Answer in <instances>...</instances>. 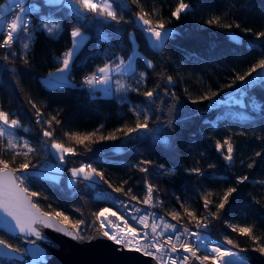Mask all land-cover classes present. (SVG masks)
<instances>
[{
	"label": "trees",
	"instance_id": "16d2710c",
	"mask_svg": "<svg viewBox=\"0 0 264 264\" xmlns=\"http://www.w3.org/2000/svg\"><path fill=\"white\" fill-rule=\"evenodd\" d=\"M30 1L39 6V14L33 16L34 31L29 49L25 53L22 43L17 41L13 46L17 55L8 62L0 58V110L19 115L23 125L30 129L28 132L19 130L17 135L29 140L36 149L29 157L32 164L39 165L45 150L40 143L39 126L35 124V110L28 103L30 99L40 108L45 119L59 113L57 119L62 121V126L53 122L55 137L82 153L67 157L70 163L62 164L65 171L58 182L36 179L29 184L31 191L42 194L33 197L42 210L62 209L70 215L79 216L72 209L80 208L85 218L89 219L91 213L98 210L101 203L93 197V189L85 188L86 182L73 186L66 183L69 177L67 169L78 167L81 162L93 164L114 187H120L127 181V184H123L124 190L132 188L133 194L140 199L146 191L144 179L147 177L155 187L154 196H158L162 202L163 206L159 209L170 218V212H179V220L175 221L187 225H194L195 221L189 223L190 218L181 203L194 211L198 218L206 216L208 213L203 208L202 196L212 194L208 198L212 201L211 210L215 211V203L227 188L236 187L237 193L229 198L231 204L227 215L221 214L219 219L210 221L211 236L239 252L240 248L247 249L241 253L249 259L250 264H264V257L251 251L255 246L251 240L232 233L224 224L227 220L238 225H254V235L262 237L261 243H264V184L259 183L264 181V111H254L247 105L250 102L264 104V89L260 83L249 86L248 82L255 73L244 81L235 80L237 75H244L264 58V38L260 41L255 39L256 32L264 31V0H188L194 6L195 14L184 16L180 21L173 19L168 24L178 35L167 43L163 56L147 49L137 32L140 54L153 61V68H146L141 59L136 61L137 74L146 73L144 90H150L159 83L162 88L175 92L177 97V100L171 96L165 97L161 91L164 103L157 101L152 106L161 108L157 114L162 119L170 118L173 121V128L167 130L172 137L168 146L154 144L149 139L93 142L100 135H108L117 128L134 126L135 117L129 109L145 107V98L136 92L126 93L128 102L122 103L113 96H103L99 92L95 96L89 95L81 85L83 77L91 74L97 66H102L106 57L115 53L125 58L130 55L132 49L127 41V32L133 30L132 25L122 23L119 27L124 31L117 37L107 27L78 21L75 16L68 15L67 8L58 9L44 4L42 0ZM129 3L133 10L139 11L131 0ZM176 3L177 0H140L145 11L159 9L165 19L170 16V10ZM224 13H227V22L236 19L242 28L253 30L252 33L235 28L231 30L241 37L242 44L230 41L224 29L209 27L205 23L211 15L223 16ZM130 17L131 13H125L126 19ZM53 22L60 23L61 28L50 36L41 28V24ZM81 23L84 25L81 30L88 41L78 50L71 65L68 73L71 84L44 87L41 78L61 66L58 58H62L71 47V31ZM101 33H107L109 38L100 39ZM20 35L23 37L24 34ZM253 43L258 46L252 47ZM3 51L0 50V56ZM22 55L26 56L27 64L21 59ZM167 76L173 78L174 86L167 84ZM126 82L129 87L136 86L135 80L126 79ZM239 87L245 91L244 105L240 107L224 102ZM212 93H217L212 100L200 99ZM193 99L199 102L193 104ZM177 102V110L172 111L171 106ZM218 102L223 106L209 109L210 104ZM101 125V132L83 145L76 144L65 135H86L95 132ZM116 135L123 137V133ZM228 137H231L234 149L231 165L216 151V141L222 143ZM87 148L92 151H86ZM257 152L261 156L257 157ZM0 158L8 161L10 167H18L24 162L23 156L13 160L12 153L3 150H0ZM141 160L153 162L151 165H141L149 168L148 173H141L133 167ZM250 163L253 165L251 168L248 167ZM160 165L166 170H174V174L158 176L156 173L160 171ZM209 165L215 167L209 168ZM189 168H200L203 177L188 175L185 170ZM241 176H248L249 179L244 184H237L236 178ZM225 237L232 239L237 247L228 245ZM7 238L21 246L18 239L8 235Z\"/></svg>",
	"mask_w": 264,
	"mask_h": 264
},
{
	"label": "snow or ice",
	"instance_id": "6c2138e0",
	"mask_svg": "<svg viewBox=\"0 0 264 264\" xmlns=\"http://www.w3.org/2000/svg\"><path fill=\"white\" fill-rule=\"evenodd\" d=\"M44 3L58 9L67 8L68 15L75 16L78 21L107 27L117 37H120L124 31L119 27L122 23L133 27L132 31L127 32V41L131 46L132 54L127 58L119 53L106 57V62L102 66H97L95 71L83 77L81 85L88 90L89 95L95 96L99 92L103 96H113L122 103L128 102L126 93L136 92L145 98V107L134 106L129 109L135 117L134 126L125 125L117 128L108 135H100L93 142L116 141L118 139L136 142L149 139L157 145H170L172 137L167 130L173 128V121L170 118L162 119L161 115L157 114L161 112V108L152 106L157 101H160L161 104L164 103L160 95L161 91L163 96H171L173 100H177V97L175 92L166 87L162 88L159 83H156L150 90H144L147 80L146 73L139 72L137 74L136 61L143 60L146 68H153V61L140 54L137 32L147 49L154 54L163 56L167 43L178 35L174 29L168 27V24L173 19L180 21L184 16L194 15V6L188 0H177L174 8L170 10V16L165 19L159 9L153 8L151 11H145L140 0H131V4L136 5L139 11L131 8L129 0H44ZM125 13H131V17L126 19ZM38 14L39 6L36 3H31L30 0H0V50H4L0 58L8 62L11 57H15L17 52L13 50V46L17 41L22 43L24 52H27L34 31L32 28L33 16ZM226 16L227 13H224L223 16L213 14L205 23L209 27L224 29L234 41L242 44L243 41L238 40L231 30L235 28L244 33H252L253 30L242 28L236 19L227 22ZM83 26L82 23L78 24L71 31L72 47L63 54L62 58H58L61 66L55 72L48 73V87L55 88L67 83L66 74L70 72L78 50L88 41V37L81 30ZM41 28L51 36L59 32L61 24L58 22L42 23ZM20 33L24 34L23 37ZM99 38L106 40L109 37L107 33H101ZM262 38H264V31L255 33L257 41ZM251 46L257 47L258 45L253 43ZM21 59L25 64L28 63L26 56L22 55ZM253 73L257 75L248 82L249 86L260 83L264 89V58L258 60L244 75H237L235 80L244 81L246 77H252ZM113 77H116L115 81ZM122 78L135 80L136 86L125 85L121 82ZM166 81L168 85L174 86L171 76H167ZM113 82L117 85L114 91L111 88ZM216 95L217 93H212L211 96L205 95L200 99L212 100ZM198 102L196 99L191 101L193 104ZM28 103L35 110V124L39 126L42 137L40 143L47 156L58 160L60 164H68L70 161L67 157L82 155L55 137L53 122L62 126V121L57 119L59 113L45 119L36 103L31 99ZM171 107L172 111H176L178 102ZM208 107L212 109L215 104H210ZM253 110L264 111V104H254ZM102 128L103 125L95 132L86 135L78 133H65V135L76 144L83 145L85 141L92 140V137L101 132ZM19 130L28 132L30 129L23 125L19 115L0 110V150L11 152L13 160L16 157H24V162L20 163L18 167H10L8 161L0 158V229H3V233H0V264H9V262L14 264L15 261H24V264H46V253L36 246V240L47 239L41 229H51L55 233L82 244L107 241L115 246L117 251L138 253L155 261L156 264H196V262L208 264L209 261L211 264H250L249 259L240 256L238 252L214 243L207 231L211 220L219 219L221 214L227 215L228 207L231 204L229 198L237 193L236 187L227 188L219 201L215 203V211L211 210L212 201L208 198L212 194L207 193L202 196L203 208L208 213L207 216L198 218L194 211L189 210L181 203V207L190 218L189 223L195 221L193 226L195 230H192L183 225L178 227L165 220L163 216L151 211V209L163 205L160 198L154 196L155 187L147 177L144 179L146 191L143 198L140 199L133 194L132 188L124 190L123 184H127V181H124L120 187H114L105 178L104 173L93 164L81 162L78 167L67 169L71 176L69 184L87 182L84 186L95 190V199L110 202V206L92 212L90 219L85 218L80 208L72 209L73 212L79 213V216L70 215L62 209L42 210L41 206L33 199V197H39L42 194L31 191L29 184L36 179L58 182L59 177L55 175L42 176L39 172L30 171L37 167L29 159L36 149L29 140L22 136L18 137ZM116 133H123V137H118ZM86 151L91 152L92 149L87 148ZM216 151L221 154L227 164L231 165L234 152L231 137L225 138L222 143L219 140L216 141ZM255 155L259 157L261 153L257 152ZM152 163V161L141 160L138 165L133 167L138 168L141 173H148L149 168L141 165H151ZM214 167L215 165H209V168ZM248 167L251 168L253 165L250 163ZM159 168L160 171L156 173L158 176L174 174V170H166L163 165H160ZM51 171L59 173L65 169L56 167ZM185 171L190 176L203 177L204 175L200 168H189ZM248 179V176L237 177L236 183L244 184ZM100 182L106 184L112 193H123L129 197L130 201H135L137 205H143V208L132 205L129 200L114 198L111 193L99 187ZM259 183L264 184V181ZM177 199L179 200V198ZM145 209L148 210L145 211ZM169 215L172 220H179V212L172 211ZM224 224L232 233L247 236L255 245L251 251L264 257V243H261L262 237L254 235V225H238L227 220L224 221ZM8 234L18 235L29 247L23 248L18 243H12L7 238ZM28 237H35L36 240H29ZM225 242L232 247H237L233 244L232 239L225 237ZM48 243L53 247L56 246L51 241ZM244 251L247 249L240 248V252ZM26 256L30 257L31 261L25 260Z\"/></svg>",
	"mask_w": 264,
	"mask_h": 264
},
{
	"label": "water",
	"instance_id": "95a60500",
	"mask_svg": "<svg viewBox=\"0 0 264 264\" xmlns=\"http://www.w3.org/2000/svg\"><path fill=\"white\" fill-rule=\"evenodd\" d=\"M231 33L235 34L234 32ZM236 36L238 40H241L240 36ZM227 37L230 41L240 44L234 41L229 33H227ZM41 231L47 238L46 240H36L35 237H28L27 239L36 240V246L46 253V264H156L155 261L138 253L117 251L115 246L107 241L101 240L91 244H82L55 233L51 229H41ZM0 232L3 233V229H0ZM8 236L18 239L21 247H29L23 243L18 235L11 236L8 234ZM48 241L56 246L53 247ZM25 260L31 261V258L26 256ZM14 263L24 264V261H15Z\"/></svg>",
	"mask_w": 264,
	"mask_h": 264
},
{
	"label": "rangeland",
	"instance_id": "374dc122",
	"mask_svg": "<svg viewBox=\"0 0 264 264\" xmlns=\"http://www.w3.org/2000/svg\"><path fill=\"white\" fill-rule=\"evenodd\" d=\"M131 54H132V51L130 52V55ZM256 75L257 74L255 73L254 78L256 77ZM113 80L115 81L116 80V77H113ZM121 82L124 83L125 85H127L126 78H122L121 79ZM116 87H117L116 83L113 82L111 84V88L113 89V91L115 90ZM244 95H245V91L239 87L238 89H236L235 91H233L232 94H230L229 97L226 100H224V102H226L228 104H231V105L237 104V106H240L241 107V106L244 105V103H243V97H244ZM254 104L255 103L250 102L247 105H249V107L253 109V105ZM44 155H45V153L43 154L42 158L44 157ZM42 158L40 160L39 165L35 169H30V171H32V172H39L40 174H43V175H46V176H48V175H55V176H58L59 178L63 175V171L62 172H59V174L51 171V169L56 168V167H59V168L63 169L61 167L62 164H60L58 160H54L52 158H49L48 164L46 165V161H44V163H43L42 162V160H43ZM49 173H51V174H49ZM70 179H71V176H70V173H69V177H67V180H66L67 182L66 183H67L68 186H73V185H70L69 184Z\"/></svg>",
	"mask_w": 264,
	"mask_h": 264
},
{
	"label": "built area",
	"instance_id": "2783aa9c",
	"mask_svg": "<svg viewBox=\"0 0 264 264\" xmlns=\"http://www.w3.org/2000/svg\"><path fill=\"white\" fill-rule=\"evenodd\" d=\"M30 2L33 3L32 1H30ZM94 71H95V70H94ZM219 106H223V103H220V102L215 103V107H219ZM215 107H214V108H215ZM42 159H43L42 162L44 163V161H46V165H47V164H48V161H49V156H47V155L45 154L44 157H43ZM61 167H62V166H61ZM62 168H63V167H62ZM43 172H44V171H43ZM44 173H45V172H44ZM99 187H100V188H103V189H105L106 191H108L109 193H111V195H112L114 198H119V199H121V200H129V202H130L132 205H134V206H136V207H141V208H143V205H137V204L135 203V201H130L129 197H126L125 195H123V194H121V193H112L110 188H108L107 186H105V185H103V184H101V183H99ZM93 197L95 198V190H93ZM98 201H99V200H98ZM99 202L101 203V206L98 208V210H99L100 208H102V207L110 206V202H104V201H99ZM147 210H148V209H145V211H147ZM151 211H154V212H155L157 215H159V216H163V217L165 218V220L171 222L172 224L177 225L178 227H179L180 225H183L184 227H188V228H191L192 230H195L194 227H193L194 225H187V224H184V223H182V222H178V221L172 220L169 216H167L166 214H164V213L159 209V207H157V208H155V209H151ZM133 223H134V222H133ZM137 227H139V226H137ZM207 231H208V235L210 236L211 240H212L214 243H218V244H219L220 246H222L223 248H231V247H229V246H227V245H224L222 242H220V241L214 239V238L211 236V233H210V227L208 228ZM231 250H232V251H236V252H238V254H239L240 256L246 257L243 253H241V252L235 250L234 248H231ZM181 254H183V253H181ZM208 264H211V261H209Z\"/></svg>",
	"mask_w": 264,
	"mask_h": 264
},
{
	"label": "crops",
	"instance_id": "0c3cea01",
	"mask_svg": "<svg viewBox=\"0 0 264 264\" xmlns=\"http://www.w3.org/2000/svg\"><path fill=\"white\" fill-rule=\"evenodd\" d=\"M43 1V3H44V0H42ZM45 4V3H44ZM71 47H72V39H71ZM70 47V48H71ZM56 71V70H55ZM55 71H53V72H55ZM66 77H67V83H65V84H71V82L69 81V79H68V73L66 74ZM49 79V76L48 75H46L45 77H43V78H41V83H42V85L44 86V87H46V88H50V87H48L47 86V80ZM65 84H62V85H65ZM49 174H51V173H49ZM57 174H59V173H57ZM56 174V175H57Z\"/></svg>",
	"mask_w": 264,
	"mask_h": 264
}]
</instances>
